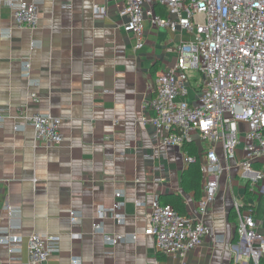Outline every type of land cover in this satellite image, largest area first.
Returning <instances> with one entry per match:
<instances>
[{
  "label": "crops",
  "instance_id": "0c3cea01",
  "mask_svg": "<svg viewBox=\"0 0 264 264\" xmlns=\"http://www.w3.org/2000/svg\"><path fill=\"white\" fill-rule=\"evenodd\" d=\"M96 4L105 8L104 17L95 16ZM123 8L122 0H43L39 25L30 29L18 26L13 9L0 3V114L5 117L0 124V225L8 223L11 211L18 214L22 226L12 233L23 239L16 254L0 244V264H25L28 238L35 232L60 237L59 252L47 264H180V255L160 253L155 238L145 233L151 202L158 196L171 204L181 196L184 215L197 214L203 185L201 196L184 190L185 147L153 143L156 128L142 117L153 112L151 83L175 65L177 53L171 48L188 34L146 19V43L135 49ZM155 10L165 14L158 6ZM25 61L36 85L24 76ZM38 112L61 119L65 139L60 145L37 141L24 116ZM240 127L237 153L243 157L247 125ZM126 141L135 147L126 150ZM218 153L224 160L220 146ZM161 165L164 171L157 169ZM247 183L235 162L222 173L215 203L202 216L215 234L187 253V264H252L246 255L237 260L239 237L231 219ZM118 200L125 202L119 210L123 221L109 215L100 219L99 209ZM138 200L144 201L139 205ZM73 211L80 215L76 223ZM256 213L264 234V198H258ZM109 234L125 239L112 246Z\"/></svg>",
  "mask_w": 264,
  "mask_h": 264
},
{
  "label": "built area",
  "instance_id": "2783aa9c",
  "mask_svg": "<svg viewBox=\"0 0 264 264\" xmlns=\"http://www.w3.org/2000/svg\"><path fill=\"white\" fill-rule=\"evenodd\" d=\"M121 14L129 19L126 29L136 39L135 49L145 45L144 21L172 32L183 31L186 40L171 50L177 53L174 66L160 73L150 90L148 106L152 114L142 117L144 123L153 125L156 132L153 143L164 146H197L201 162L203 195L198 203V213L184 215L171 204L157 196L151 202L150 226L145 233L153 236L160 253L180 255V264L186 255L200 246L205 237L214 236L212 227L204 223L215 203L222 173L232 167V162L247 178V189L252 196L245 202H236L238 216L239 257L249 256L252 264H264V234L259 230L256 217L258 198H264V0H122ZM43 0H0L13 9L15 22L20 27L36 29L39 25V5ZM158 6L165 14H158ZM95 16L106 15L104 7L94 6ZM24 76L30 85L31 64L24 63ZM31 97L37 101L38 93ZM5 117L0 114V124ZM33 126L37 141L47 146L60 145L65 135L60 128L61 119L51 113H34L24 116ZM247 125L244 133L243 157H238L241 145L240 124ZM218 146L224 151L220 158ZM125 149L134 148L125 142ZM138 150L139 147L136 146ZM197 160L184 151L187 166ZM259 164V167L256 166ZM164 171L165 166L157 168ZM121 197L122 193H116ZM144 200H138L141 205ZM125 202L118 200L111 208H100L99 218L113 216L123 221ZM12 208L8 206V210ZM8 223L0 225V244L12 254L22 250L23 239L12 230L22 226V217L14 212ZM71 221L80 220L78 212H71ZM99 223L95 228L99 229ZM110 245L125 236L106 235ZM132 239H137L136 235ZM60 249L58 235L35 232L28 238L25 264H47Z\"/></svg>",
  "mask_w": 264,
  "mask_h": 264
},
{
  "label": "trees",
  "instance_id": "16d2710c",
  "mask_svg": "<svg viewBox=\"0 0 264 264\" xmlns=\"http://www.w3.org/2000/svg\"><path fill=\"white\" fill-rule=\"evenodd\" d=\"M184 147L190 155L196 156L197 160L193 162L192 164H190L188 168L183 171L182 179H181L182 187L184 188L185 191L190 190V191L195 192L197 196H201L202 171H201V162L199 159L197 146L193 143H190V144L184 145ZM251 196H252V193L250 192L249 189H247L246 194L244 196V207L243 208L247 207V204L245 202ZM171 205L181 214L185 213L184 201L182 200L181 196L176 197L175 202H172ZM231 219L233 221H236V224L238 226V216H237V212L235 209H232L231 211ZM237 235H238V232H237Z\"/></svg>",
  "mask_w": 264,
  "mask_h": 264
},
{
  "label": "rangeland",
  "instance_id": "374dc122",
  "mask_svg": "<svg viewBox=\"0 0 264 264\" xmlns=\"http://www.w3.org/2000/svg\"><path fill=\"white\" fill-rule=\"evenodd\" d=\"M240 129H241V127H240Z\"/></svg>",
  "mask_w": 264,
  "mask_h": 264
}]
</instances>
